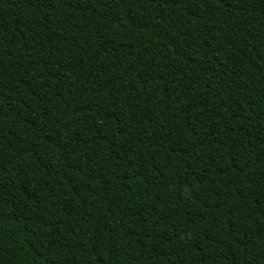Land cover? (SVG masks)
<instances>
[{
  "label": "trees",
  "instance_id": "16d2710c",
  "mask_svg": "<svg viewBox=\"0 0 264 264\" xmlns=\"http://www.w3.org/2000/svg\"><path fill=\"white\" fill-rule=\"evenodd\" d=\"M0 264H264V0H0Z\"/></svg>",
  "mask_w": 264,
  "mask_h": 264
}]
</instances>
